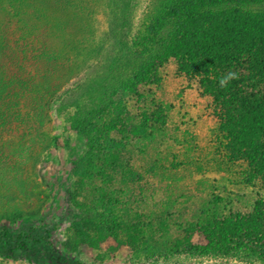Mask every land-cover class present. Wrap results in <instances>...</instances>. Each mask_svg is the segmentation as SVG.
<instances>
[{"label": "trees", "instance_id": "trees-1", "mask_svg": "<svg viewBox=\"0 0 264 264\" xmlns=\"http://www.w3.org/2000/svg\"><path fill=\"white\" fill-rule=\"evenodd\" d=\"M136 1L105 0L110 28L103 64L95 63L93 76L74 81L78 70L60 62L66 51L36 45L23 33L12 37L0 27V59L16 52L38 66L13 64L0 77V127L21 125L31 111L55 109L83 140L71 169L68 202L77 215L63 243L67 252L106 245L135 258L166 253L264 264L260 198L248 213L223 214L211 201L190 203L180 196L169 207L149 211L153 189L132 165L138 147L165 127L155 90L161 71L172 63L210 99L223 157L245 164L247 182L264 188V10L248 9L264 0H144L134 22ZM53 2L84 17L77 0ZM59 72L62 81L53 84ZM230 72L234 78L220 86ZM178 200L183 203L176 206ZM49 226L0 224V261L32 264L48 257L42 243Z\"/></svg>", "mask_w": 264, "mask_h": 264}, {"label": "rangeland", "instance_id": "rangeland-1", "mask_svg": "<svg viewBox=\"0 0 264 264\" xmlns=\"http://www.w3.org/2000/svg\"><path fill=\"white\" fill-rule=\"evenodd\" d=\"M76 3L84 17L79 9L53 0H0V27L12 37L23 33L36 45L46 43L62 53L66 51L60 62L63 67L70 65L78 70L73 81L91 77L96 73L95 63L103 64L108 49L110 25L105 0ZM144 5V0L133 5L134 22ZM248 9L261 11L264 4ZM12 54L0 59V77L13 64H23L25 69L38 67L32 60L23 62L18 53ZM61 75L59 72L52 83H60ZM160 77L155 96L164 107L166 124L154 139L138 147L132 163L153 189L152 205L146 208L162 209L177 199L188 198L197 204L211 201L224 210L223 214L248 213L257 198L264 202V188L257 181L247 182L245 164H231L223 157L210 99L201 94L194 81L179 75L172 63ZM16 99L24 100L20 94ZM83 148V140L55 109L31 111L21 125L0 127V224L13 227L47 221L50 225L49 237L42 243L49 256L32 264H245L222 258L169 257L166 253L135 258L127 249L110 250L106 245L99 250L78 248L67 252L63 243L70 237L69 223L77 215V209L68 202L71 169ZM182 203L178 200L176 206Z\"/></svg>", "mask_w": 264, "mask_h": 264}, {"label": "clouds", "instance_id": "clouds-1", "mask_svg": "<svg viewBox=\"0 0 264 264\" xmlns=\"http://www.w3.org/2000/svg\"><path fill=\"white\" fill-rule=\"evenodd\" d=\"M233 78H234V73L230 72V73H228L227 76L221 77L220 80L218 81V83L220 86H224L228 82V80L233 79Z\"/></svg>", "mask_w": 264, "mask_h": 264}]
</instances>
